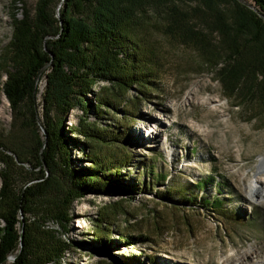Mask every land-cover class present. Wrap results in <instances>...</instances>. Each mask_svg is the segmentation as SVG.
I'll return each mask as SVG.
<instances>
[{"label": "trees", "instance_id": "obj_1", "mask_svg": "<svg viewBox=\"0 0 264 264\" xmlns=\"http://www.w3.org/2000/svg\"><path fill=\"white\" fill-rule=\"evenodd\" d=\"M253 2L264 16V0ZM11 19L0 87L36 139L27 152L0 138V264L11 258L10 264H63L72 246L48 223L68 233L73 206L86 195L108 187L133 194L119 181L121 166L110 167L99 153L100 146L123 138L119 130L110 132L97 121L117 103L134 105L137 97L129 95L134 86L144 96L150 83L156 85L153 79L159 74H152L150 62L162 52L152 48L155 34L196 51L227 96L255 104L264 113V19L238 0H39L34 12L25 9ZM95 87L100 92L93 106L88 97ZM77 110L78 122L69 128L93 149L86 158L89 169L77 168L70 156L69 145L76 140L66 134V119ZM124 153L123 165L131 158L128 149ZM205 204L224 211L219 197ZM118 205H111V214ZM94 231L98 244L113 243L101 228ZM120 239L134 244L142 238L125 232Z\"/></svg>", "mask_w": 264, "mask_h": 264}, {"label": "rangeland", "instance_id": "obj_2", "mask_svg": "<svg viewBox=\"0 0 264 264\" xmlns=\"http://www.w3.org/2000/svg\"><path fill=\"white\" fill-rule=\"evenodd\" d=\"M38 1L0 0V61L12 38V14L34 12ZM245 1L256 7L253 0ZM153 44L162 57L150 62L152 74L159 77L153 79L155 86L149 84L147 95L134 86L129 94L137 97L134 105L106 107L110 111L98 121L95 111L89 115L108 131L119 130L123 139L100 146L99 153L110 167L121 166L119 181L133 194L108 187L104 193L86 195L73 206L68 233L48 223L72 246L63 264H264V199L260 194L252 199L247 189L264 157V113L255 104L227 96L217 75L202 65L193 49L159 34ZM45 86L44 77L38 104ZM99 92L95 87L88 97L93 106ZM79 114L74 111L66 119V134L76 140L69 145L73 163L89 169L86 158L93 149L69 128L77 124ZM27 123L11 109L0 87V138L30 152L36 137ZM38 132L44 134L41 126ZM124 147L131 152L125 165ZM218 197L224 211L205 204ZM114 203L119 208L111 214ZM100 228L113 243L94 241V230ZM125 232L142 239L125 243L120 239Z\"/></svg>", "mask_w": 264, "mask_h": 264}, {"label": "bare ground", "instance_id": "obj_3", "mask_svg": "<svg viewBox=\"0 0 264 264\" xmlns=\"http://www.w3.org/2000/svg\"><path fill=\"white\" fill-rule=\"evenodd\" d=\"M258 170L259 175L264 173V157L260 160ZM258 174L252 183L247 187L249 196L252 199H255L256 194H260L261 199H264V177H261ZM245 256H250V254H245Z\"/></svg>", "mask_w": 264, "mask_h": 264}, {"label": "water", "instance_id": "obj_4", "mask_svg": "<svg viewBox=\"0 0 264 264\" xmlns=\"http://www.w3.org/2000/svg\"><path fill=\"white\" fill-rule=\"evenodd\" d=\"M240 3L244 4L245 6L249 7L250 9L254 10L261 18L264 19V16L261 14V12L254 6L250 5L249 3H247L245 0H238ZM23 239V236H22ZM11 260H15L13 258H11Z\"/></svg>", "mask_w": 264, "mask_h": 264}]
</instances>
